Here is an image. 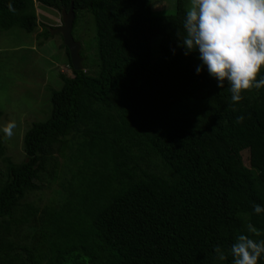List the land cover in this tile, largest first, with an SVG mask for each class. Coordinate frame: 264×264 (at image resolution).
<instances>
[{
    "label": "trees",
    "instance_id": "trees-1",
    "mask_svg": "<svg viewBox=\"0 0 264 264\" xmlns=\"http://www.w3.org/2000/svg\"><path fill=\"white\" fill-rule=\"evenodd\" d=\"M36 1L74 6V26L93 15L96 70L86 60L76 70L63 43L73 74L60 73L49 118L25 132V160L5 156L0 140V264H232L239 234L264 239V213L253 209L264 207V88L233 104L227 82L196 72L199 53L185 55L178 36L187 0L172 11H155L154 0H11L15 12L0 0V33H34ZM73 144L62 200L27 202L57 179V153L66 158Z\"/></svg>",
    "mask_w": 264,
    "mask_h": 264
},
{
    "label": "rangeland",
    "instance_id": "rangeland-1",
    "mask_svg": "<svg viewBox=\"0 0 264 264\" xmlns=\"http://www.w3.org/2000/svg\"><path fill=\"white\" fill-rule=\"evenodd\" d=\"M175 4L176 0H154L153 9L172 11ZM35 8L39 27L34 33H28L20 27L0 33V111L3 112L0 127L10 120H14L17 125L10 139L0 132V140L6 147L4 155L10 156L17 163L26 158L23 146L25 132L33 122L45 121L50 116L51 90L60 89L63 85L60 73L69 76L73 74L63 46V35L52 31L63 24L62 11L37 1ZM47 28L51 36L45 40L39 39L37 34ZM73 36L81 43L80 51L84 50L83 63L86 60L89 66L85 70L95 73L96 27L91 13L84 11L79 14ZM159 39L160 37L156 38L153 44L155 57L159 55ZM75 147L76 144L70 146L66 158L57 153L60 161L59 176L49 186L31 193L27 202L44 206L62 200L63 185H68L72 169L76 168L72 158ZM242 156L243 162L249 165V150H243ZM5 170L6 163L1 156L0 171ZM5 179L6 175L0 174V182Z\"/></svg>",
    "mask_w": 264,
    "mask_h": 264
},
{
    "label": "clouds",
    "instance_id": "clouds-1",
    "mask_svg": "<svg viewBox=\"0 0 264 264\" xmlns=\"http://www.w3.org/2000/svg\"><path fill=\"white\" fill-rule=\"evenodd\" d=\"M8 10L16 11L11 0ZM182 28L178 36L185 55L198 51L202 61L196 72L206 67L222 89L227 82L233 104L243 99V92L264 88V77L259 76L264 66V0H187ZM243 120L244 116H239L236 123ZM16 127V122L10 120L0 127V132L10 139ZM253 209L256 214L264 213L258 203ZM246 230L261 235L251 223ZM214 251L218 260L227 259L221 246L214 245ZM230 253L232 264H259L264 239L239 234Z\"/></svg>",
    "mask_w": 264,
    "mask_h": 264
},
{
    "label": "water",
    "instance_id": "water-1",
    "mask_svg": "<svg viewBox=\"0 0 264 264\" xmlns=\"http://www.w3.org/2000/svg\"><path fill=\"white\" fill-rule=\"evenodd\" d=\"M62 13L63 24L56 29H52V31L62 33L64 44L68 47L70 52L73 67L76 70H81L83 69V57L80 54L81 43L75 40L73 36V26L75 21L74 6L68 11L64 10Z\"/></svg>",
    "mask_w": 264,
    "mask_h": 264
},
{
    "label": "crops",
    "instance_id": "crops-1",
    "mask_svg": "<svg viewBox=\"0 0 264 264\" xmlns=\"http://www.w3.org/2000/svg\"><path fill=\"white\" fill-rule=\"evenodd\" d=\"M67 57V56H66Z\"/></svg>",
    "mask_w": 264,
    "mask_h": 264
}]
</instances>
